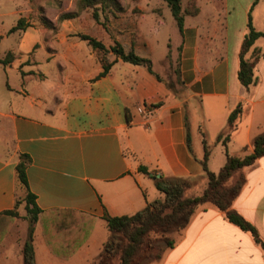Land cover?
<instances>
[{"label": "crops", "instance_id": "0c3cea01", "mask_svg": "<svg viewBox=\"0 0 264 264\" xmlns=\"http://www.w3.org/2000/svg\"><path fill=\"white\" fill-rule=\"evenodd\" d=\"M233 13H219L213 31L205 35L201 24L185 26L175 59L184 84L180 94L145 67L121 60L100 77L103 67L93 54L67 57L59 68L56 57L43 59L37 54L33 69L22 73L14 98L0 106V214L15 210L17 201L26 196L16 168L21 157L28 156L29 189L45 211L34 229L37 264H93L110 236L104 235L108 229L104 215H134L163 199L156 179H191L188 192L202 194L207 186L201 161L208 129L218 140L240 103L245 119L240 157L253 151L254 137L264 132V57L255 69L258 83L244 88L238 72L249 31L248 12H241L246 19L234 39L230 36ZM221 14L225 34L219 36L216 22L222 20ZM255 45L253 50L264 51ZM168 49L174 59L171 44ZM190 105L208 124L214 121L208 127L197 123L196 144L189 127ZM238 131L237 127L230 142ZM225 158L224 153L212 166L210 151L209 170L220 171ZM243 172L247 181L233 209L264 240V157ZM55 210L77 213V234L65 238L53 232ZM19 220L0 230V264H24L28 235L15 232ZM174 236L175 247L152 264H264V252L252 236L212 205L201 207L187 228Z\"/></svg>", "mask_w": 264, "mask_h": 264}, {"label": "rangeland", "instance_id": "374dc122", "mask_svg": "<svg viewBox=\"0 0 264 264\" xmlns=\"http://www.w3.org/2000/svg\"><path fill=\"white\" fill-rule=\"evenodd\" d=\"M117 2V7L110 5L105 8L98 5L81 9L79 0H0V59L8 57L12 61L8 66L0 64V106H4L3 102L10 97L14 98L15 90L20 88L22 73L33 69L32 65L37 54L43 59L56 57L60 60L53 68L55 66L59 68L60 63L65 64L67 61L64 62V59L67 57L88 58L92 54L101 64L99 59L103 54L93 50L88 42L82 41L80 35L94 37L107 47L119 42L126 50L131 49V42L134 41L133 43L138 46L136 53L152 60L154 73L158 74L167 85L176 83L178 64L175 59L179 54L178 48L182 36L167 3L164 0H117ZM183 9L186 12H198L197 15L186 16L185 26L201 24L202 35L213 31L211 25L221 12H234L230 19L232 23L230 36L233 39L237 36L241 21L243 26L246 19L241 12H248L246 27L250 15L253 28L257 32L264 33V0H184ZM94 12H99V22L94 19ZM67 14L78 17L62 19ZM223 16L221 14L222 20L216 22L219 36L225 34ZM20 20L24 22L25 29L9 33ZM220 42L218 38L217 43ZM231 42L233 43L232 39ZM169 44L174 50V59L171 55V61L168 57ZM255 47L264 49V37L257 41ZM106 57L110 61L114 58L111 54ZM115 72L119 73L118 69ZM188 115L189 127L194 134L196 144L200 138L196 131L197 123H204L208 127L213 126L214 121L211 124L204 121L203 116L198 115L193 105L188 107ZM244 124L245 119L242 116L237 124L239 130L237 135L227 145L214 138L213 130L208 129L210 137L205 138L208 140L207 148L212 152V166L224 153L226 155L224 163L227 154L238 157L243 155ZM224 127L223 133H226V124ZM216 169L218 172L219 168ZM197 192L200 191H187L186 194L194 196L193 193ZM18 214L20 220L15 232L26 236L29 232V219L24 206H20ZM36 226L37 224L34 228ZM105 232L104 235L110 234L108 229ZM174 234L170 236L175 239Z\"/></svg>", "mask_w": 264, "mask_h": 264}, {"label": "trees", "instance_id": "16d2710c", "mask_svg": "<svg viewBox=\"0 0 264 264\" xmlns=\"http://www.w3.org/2000/svg\"><path fill=\"white\" fill-rule=\"evenodd\" d=\"M171 10L174 19L177 22L180 32L185 28L186 16L197 15L198 12H186L183 9L184 0H164ZM81 9L87 7H96L102 5L108 7L118 6L117 0H79ZM94 19L99 22V12H94ZM77 15L67 14L62 19L76 18ZM22 20L18 25L13 27L9 33H14L19 29H25ZM248 33L245 36L240 52V68L238 78L241 85L249 89L258 83L255 75L256 66L261 58L264 57V51L255 49V43L264 37V33L257 32L252 25L249 15ZM82 41L88 42L93 50L102 53L99 59L103 67L100 77H105L111 70L112 66L119 60L133 65L145 67L149 73L156 76L159 81L164 80L153 71V62L151 59L141 57L135 51L134 46L130 50L115 42L113 46L107 47L103 42L89 35H80ZM253 50V52H252ZM252 56L249 57V54ZM111 54L115 60L110 61L106 56ZM169 61L172 57L169 53ZM12 63L10 59H0V64L8 66ZM177 84H169L176 94L183 90V82L180 78L179 67L176 69ZM179 86L180 88H177ZM243 104L240 103L231 112L228 118L226 133L218 137L219 142L224 145L231 140L232 134L237 129L239 119L243 115ZM190 145V140H189ZM253 151L244 156H232L227 154L224 166L218 173L209 170L208 161L210 151L204 140L205 156L201 161L204 168L207 186L202 194L187 196V191L192 186L191 179H156L155 185L158 191L164 195L163 199H158L149 203L143 210L134 215H125L112 217L105 214L103 220L107 224L110 232L108 240L105 242L103 251L93 264H152L160 261L167 250L175 247L176 240L170 235L184 231L197 211L206 205H212L225 214V218L231 224L239 227L242 231L249 233L254 242L261 247L264 252V240L259 234L256 227L248 221L243 215L233 209V204L241 194L245 184L246 175L244 169L252 167L256 162L264 157V132L254 137L252 141ZM247 150V148H246ZM30 164L28 156H22L17 165V182L18 185L26 192L23 200L17 201L15 210L0 214V230L8 229L11 223L19 217L17 212L21 204H25V211L29 219V234L23 248L24 264H37L34 247V226L40 220L45 211L41 210L36 204V197L30 192L27 169ZM141 172L148 173L145 167L140 168ZM237 177V178H236ZM52 213V212H51ZM56 219L52 222L53 232L63 234L65 238L77 234L79 229V220L77 213L69 210H55Z\"/></svg>", "mask_w": 264, "mask_h": 264}]
</instances>
